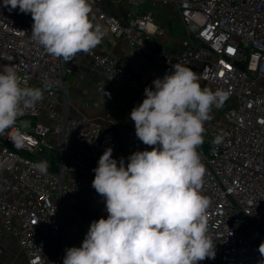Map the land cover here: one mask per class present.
<instances>
[{"label":"built area","instance_id":"obj_1","mask_svg":"<svg viewBox=\"0 0 264 264\" xmlns=\"http://www.w3.org/2000/svg\"><path fill=\"white\" fill-rule=\"evenodd\" d=\"M174 2L200 47L172 52L161 42L153 14L123 22L104 10L102 0H90L92 16L153 64L171 72L173 64L181 63L193 69L199 81L228 94L218 108L220 119L209 125L210 139L220 136L221 143L208 154L197 149L206 170L201 191L211 201L207 234L216 253L214 259L199 264H260L264 260L258 251L264 242V0ZM2 5L0 0V66H13L26 82L22 86L41 88L43 99L25 107L17 120L25 133L23 147H15L7 133L0 135V236L15 238L29 264H63L62 210L76 194L94 198L93 169L106 148L113 149L115 159L123 154L111 128L60 107L74 69L71 61L84 58L90 68L142 92L152 81L97 48L70 61L48 54L31 39V15ZM23 120L29 129L20 126ZM132 137L147 146L135 134ZM42 149L54 154V162L38 154ZM39 157L47 159L46 173L34 167L45 162ZM104 215L107 218L106 208Z\"/></svg>","mask_w":264,"mask_h":264},{"label":"clouds","instance_id":"obj_2","mask_svg":"<svg viewBox=\"0 0 264 264\" xmlns=\"http://www.w3.org/2000/svg\"><path fill=\"white\" fill-rule=\"evenodd\" d=\"M33 20L31 39L56 58L70 61L98 46L105 30L94 24L90 0H3ZM145 87L129 116L136 137L151 150L119 161L108 147L93 169L92 187L104 198L107 218L91 222L80 247L65 249L63 264H199L215 258L208 233L210 199L202 194L205 167L197 149L223 90L201 87L196 72L181 63ZM13 66H0V135L23 147L17 127L23 109L43 99L25 85ZM222 137L213 141L219 144ZM46 173L47 162L34 165ZM264 256V242L258 248ZM264 264V260L260 261Z\"/></svg>","mask_w":264,"mask_h":264},{"label":"crops","instance_id":"obj_3","mask_svg":"<svg viewBox=\"0 0 264 264\" xmlns=\"http://www.w3.org/2000/svg\"><path fill=\"white\" fill-rule=\"evenodd\" d=\"M102 6L106 12L123 22L134 16L153 14L159 26L161 42L172 52H180L193 45L195 38L187 32L180 9L174 0H150L142 3H132L130 0L112 3L110 0H102ZM93 17V23L100 24L106 32L101 43L95 48L117 56L143 80L153 81L163 78L165 73H170L168 69L156 66L149 58L137 53L125 40L115 36L105 23L96 16ZM71 63L74 69L68 78L67 96L60 98V107L71 115H84L111 128L123 150L117 161L124 158L125 165L132 153L151 150L150 146L137 144L132 137L135 134V125L129 116L133 107L144 99V92L90 68L84 58H74ZM199 83L202 88L217 90L205 82ZM219 119L220 112L218 108L213 107L210 118L204 125V141L210 140L209 125ZM199 148L204 150L203 144ZM104 208V198L98 193L91 200L83 194L73 196L69 205L61 212L63 246L80 247L91 222L101 217L106 218ZM0 264H29L25 250L12 236H0Z\"/></svg>","mask_w":264,"mask_h":264},{"label":"water","instance_id":"obj_4","mask_svg":"<svg viewBox=\"0 0 264 264\" xmlns=\"http://www.w3.org/2000/svg\"><path fill=\"white\" fill-rule=\"evenodd\" d=\"M193 46L194 47H200L201 46V43L197 39H194ZM241 67H243V66L241 65ZM38 154L40 156L46 157L50 162H54V160H55L54 154L51 153V152H48L45 149L39 150Z\"/></svg>","mask_w":264,"mask_h":264},{"label":"trees","instance_id":"obj_5","mask_svg":"<svg viewBox=\"0 0 264 264\" xmlns=\"http://www.w3.org/2000/svg\"><path fill=\"white\" fill-rule=\"evenodd\" d=\"M213 139H210V140H205L204 143H203V152L205 154H208L210 149L214 146V143H213ZM41 158L42 160H44L45 162H47V159L46 158H43V157H39ZM52 167L55 166V164H51Z\"/></svg>","mask_w":264,"mask_h":264},{"label":"rangeland","instance_id":"obj_6","mask_svg":"<svg viewBox=\"0 0 264 264\" xmlns=\"http://www.w3.org/2000/svg\"><path fill=\"white\" fill-rule=\"evenodd\" d=\"M20 126L22 128H24V129H29L30 128V124L27 121H25V120L21 121Z\"/></svg>","mask_w":264,"mask_h":264},{"label":"snow or ice","instance_id":"obj_7","mask_svg":"<svg viewBox=\"0 0 264 264\" xmlns=\"http://www.w3.org/2000/svg\"><path fill=\"white\" fill-rule=\"evenodd\" d=\"M229 51H231V50H229Z\"/></svg>","mask_w":264,"mask_h":264}]
</instances>
